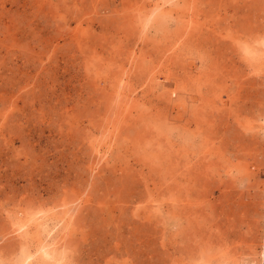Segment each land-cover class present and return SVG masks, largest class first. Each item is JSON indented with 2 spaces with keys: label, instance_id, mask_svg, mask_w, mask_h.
Returning <instances> with one entry per match:
<instances>
[{
  "label": "rangeland",
  "instance_id": "rangeland-1",
  "mask_svg": "<svg viewBox=\"0 0 264 264\" xmlns=\"http://www.w3.org/2000/svg\"><path fill=\"white\" fill-rule=\"evenodd\" d=\"M0 264H264V0H0Z\"/></svg>",
  "mask_w": 264,
  "mask_h": 264
}]
</instances>
